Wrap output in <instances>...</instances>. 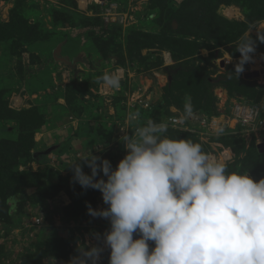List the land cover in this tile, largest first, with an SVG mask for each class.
<instances>
[{"label": "rangeland", "instance_id": "rangeland-1", "mask_svg": "<svg viewBox=\"0 0 264 264\" xmlns=\"http://www.w3.org/2000/svg\"><path fill=\"white\" fill-rule=\"evenodd\" d=\"M246 40L254 52L237 75V48ZM260 64L264 0H0V264H32L17 259L27 245L35 264H68L81 247L98 241L109 221L90 216L86 204L102 210L107 206L102 194L89 188L71 198L56 172L38 157L81 133L80 140H71L83 146L75 160L67 159L72 165L94 154L105 136L117 142H111L117 155L108 156L114 151L110 142L96 154L115 168L126 155L118 124L128 120L132 112L127 104L137 97L151 107L144 110L138 104L134 111L148 117L147 122L166 124L173 116L181 120V131L168 127L162 136L199 143L221 163L225 150L231 157L224 163L228 170L255 181L264 178V134L215 130L234 100L262 98ZM105 70L119 76L118 88H104L98 78ZM205 120L206 128H199ZM256 165L261 174L249 172ZM8 172L19 183H25L27 174L36 175L31 182L47 198L53 226L44 222L33 232H20L26 207L7 225Z\"/></svg>", "mask_w": 264, "mask_h": 264}, {"label": "clouds", "instance_id": "clouds-1", "mask_svg": "<svg viewBox=\"0 0 264 264\" xmlns=\"http://www.w3.org/2000/svg\"><path fill=\"white\" fill-rule=\"evenodd\" d=\"M237 51L238 75L254 52L252 42ZM98 79L120 86L115 73ZM166 131V124L150 121L124 135L126 155L115 168L91 153L79 160L90 175L79 163L70 165L72 182L98 190L107 205L86 207L93 218L110 222L103 234L108 264H264V178L229 171L199 143L162 136ZM103 250L81 247L68 264H98Z\"/></svg>", "mask_w": 264, "mask_h": 264}, {"label": "built area", "instance_id": "built-area-1", "mask_svg": "<svg viewBox=\"0 0 264 264\" xmlns=\"http://www.w3.org/2000/svg\"><path fill=\"white\" fill-rule=\"evenodd\" d=\"M258 72L263 74V81L260 84V87H263L264 89V64H260L258 67ZM124 74V72H123ZM132 98H134V95L132 94ZM139 104V105H138ZM136 105L140 106L144 110H150L151 107L147 103V101L143 100L142 97H137L135 101H131L127 104V111L129 110L132 112V114L128 117V120L122 119L123 122H120L119 125V131H120V138L124 135L131 136L134 133L137 132V129L143 128V125L141 124L140 118L137 115V113H134L136 109ZM72 120V118H70ZM207 121L200 122L199 128H206ZM167 128H173L175 130H180L181 120L178 117H171L166 121ZM208 125V124H207ZM212 126V125H211ZM229 129L230 131L238 132L242 135H254L257 136L258 134H264V94L260 101L254 104H250L245 100H234L231 105V110L229 116L224 120L222 124L218 123L215 127V130L217 132L225 131ZM118 133V130H117ZM116 133V134H117ZM113 142V140L111 141ZM108 144L109 148H113L112 153L118 152L116 149V146H114L113 143H117L114 141L113 143ZM104 144H99L98 147L95 148V153H91L92 155L100 154L104 148ZM97 153V154H96ZM78 157V156H77ZM104 157V153H103ZM213 157V156H212ZM79 160V159H77ZM223 162L228 163L231 160V157L229 154L223 150ZM55 219V216H53V220ZM54 224V223H53ZM44 226V219L41 217V215L38 214V212H34L31 214L27 219L23 221V227L19 230L22 233H28L33 232L34 229L40 228ZM110 228H106L102 231V234L100 236V246L104 250L102 251L100 255V259L98 261V264H107L104 259V254L109 251V249L104 245L103 243V234L108 231ZM96 243H94L95 246ZM89 248V247H88ZM5 264H10L9 262Z\"/></svg>", "mask_w": 264, "mask_h": 264}, {"label": "trees", "instance_id": "trees-1", "mask_svg": "<svg viewBox=\"0 0 264 264\" xmlns=\"http://www.w3.org/2000/svg\"><path fill=\"white\" fill-rule=\"evenodd\" d=\"M142 48H144V47H142ZM103 59L105 61L106 60H109L108 57H105ZM260 89H262V91H264L263 87H261ZM260 99H261V97H260ZM260 99L257 100V101H250V100H245V101H247L250 104H254V103H257L258 101H260ZM2 110L3 109L0 108V115L3 113ZM65 112L66 113L64 115H66V116L70 113L67 109H66ZM138 112L136 111L135 113H137V115L139 116L140 121H141V124L143 125V127L148 126L149 122L146 121L148 119V117H143L140 114V112L139 113ZM66 116H61V117L64 118ZM70 118L73 119V116L71 115L69 117V119ZM44 125L45 126L47 125V121H46V123ZM42 130L43 129H41V131ZM177 131H180V130H177ZM111 141L112 140L110 139V137H105L104 136V137H102V140H100L97 144H95V146L96 145L98 146L99 144H102V145L103 144H107V143H104V142H111ZM116 155H117L116 153H114V152L112 153L111 152L108 156L110 157V159H112ZM38 158H40V156ZM262 160H263V158L257 159V160H255L254 163L255 164H258V162H260ZM77 162H80V161H77ZM80 163H84V162L81 161ZM81 166L84 167L86 174L90 173V169L87 166H85V164H82ZM256 167H257V169H251L249 172L252 173V174H256L257 172H260L261 171L260 170L261 169V166L260 165H256ZM5 171L7 172L8 170L5 169ZM261 173H262V171L260 172V174ZM30 175H32V174H27V175H25V177H23L24 180H25V183H19V182L16 181V178L13 175H11L9 172L7 174V177L5 179L6 181H5L4 184L7 185L9 187V189L11 190L10 195H8L5 198L6 215H7V225H11L12 220H13V214H17V213H18L17 215L21 214L23 212V210H24L23 208L26 207L28 213L26 211L27 214L21 215L20 216V222L18 223V225H20L21 228L23 227V221L25 219H27L34 212H38L39 215L41 214L42 218L44 219L45 224L48 227L49 226H53V223H54L53 222L54 221L53 220L54 213H53V211H50L48 209V207L44 203L47 200V198L42 197L41 194H40L39 188L36 186V184L34 182H31V179L34 176H36V175H33V176H30ZM55 176L56 177H59V180L62 181V185H61L62 186V189L63 188L65 189L63 191H65L66 193H68L71 198H72V195H74V194H75L74 196L76 197V199H77V197L80 198V194L81 193L85 192L86 190L89 191V189H83V188H81L79 184L72 185L71 184L72 179L69 178V177L67 179H65V181H64L57 174H55ZM2 178H3V176L0 177V179H2ZM30 191H32V192L30 193ZM59 191H60V189H59ZM56 193H58V190L56 191ZM9 197H14L15 198L13 204H9L8 203ZM90 200L92 201L93 199H90ZM72 202H71L70 205H72ZM70 205H68V206L70 207ZM106 207L107 206H103V209H105ZM46 225H45V227H46ZM108 228H110V222L108 223ZM65 246H66V243H65ZM95 246H98V247L100 246V238L96 242ZM108 253H109V251H107L104 254V259H105V262L107 264H108V258H109V256H108L109 254ZM67 254H68V252H67ZM51 256H54L55 257L54 254L51 255ZM17 259L19 261H23L24 259H27L30 263L33 264L34 261L36 260V256H34V255L31 254V246L30 245H27V248H25L22 251L21 254H18ZM62 262H65V261H62Z\"/></svg>", "mask_w": 264, "mask_h": 264}, {"label": "crops", "instance_id": "crops-1", "mask_svg": "<svg viewBox=\"0 0 264 264\" xmlns=\"http://www.w3.org/2000/svg\"><path fill=\"white\" fill-rule=\"evenodd\" d=\"M105 63V62H102ZM99 70L100 67H99ZM107 73V70H105V74ZM102 83V82H101ZM104 84V83H102ZM106 88L108 85H104ZM109 87V86H108ZM49 125V124H47ZM81 133H77V134H72V136L74 137H69L68 141L65 144H56L55 147L50 149L51 151H49V153H42V155L40 156L41 160L44 161V163H46V165L53 171L56 172V174L58 176H60L62 178V180L65 181V179H67L68 177L72 179V169L70 168V163L68 162V160H75L73 155L77 152V150H79L80 148H82L83 146L80 145H74L72 144L71 140L73 139H77L80 140L81 139ZM65 146V149L63 151H59L61 149L62 146ZM83 145V143H82ZM39 158V160H40ZM68 159V160H67ZM79 163V162H77ZM80 165L84 164V163H79ZM82 167V166H81ZM60 168H62V170H60ZM83 171L85 172L84 167ZM63 171V172H62ZM59 172V173H58ZM62 172V173H61ZM76 184V183H74Z\"/></svg>", "mask_w": 264, "mask_h": 264}, {"label": "water", "instance_id": "water-1", "mask_svg": "<svg viewBox=\"0 0 264 264\" xmlns=\"http://www.w3.org/2000/svg\"><path fill=\"white\" fill-rule=\"evenodd\" d=\"M49 151H51V150H48V151L46 152V154L49 153Z\"/></svg>", "mask_w": 264, "mask_h": 264}]
</instances>
